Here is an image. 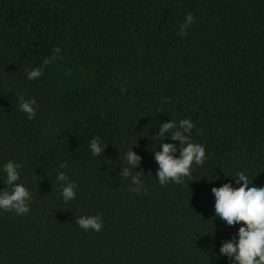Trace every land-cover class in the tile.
<instances>
[{
	"label": "trees",
	"instance_id": "16d2710c",
	"mask_svg": "<svg viewBox=\"0 0 264 264\" xmlns=\"http://www.w3.org/2000/svg\"><path fill=\"white\" fill-rule=\"evenodd\" d=\"M21 96L36 101L33 119ZM183 118L206 159L161 186L154 150L179 141L159 128ZM130 148L139 192L120 175ZM9 159L31 200L26 214L0 210V264H231L218 250L238 225L214 218L211 188L238 172L264 186V0H0V165ZM58 170L76 184L68 202ZM79 215H99L101 230L76 226Z\"/></svg>",
	"mask_w": 264,
	"mask_h": 264
},
{
	"label": "clouds",
	"instance_id": "9594fccd",
	"mask_svg": "<svg viewBox=\"0 0 264 264\" xmlns=\"http://www.w3.org/2000/svg\"><path fill=\"white\" fill-rule=\"evenodd\" d=\"M194 17L188 12L183 22L179 25L178 35L184 36L185 30L193 23ZM51 58L45 57L39 67L30 70L25 69L27 79L38 78L45 65H49L58 58L59 46L53 49ZM123 91V89H121ZM36 101L18 97L19 110L27 114L28 119H33L36 114ZM195 127L190 118L169 119L160 125L159 137L168 133L170 139L179 141V147L172 143H160L158 150H154V159L158 165L156 179L161 186L170 180L181 183L184 177L190 175L193 164L200 165L206 159L205 146L192 139V129ZM89 149L93 156L101 154L104 146L96 137L89 140ZM140 160V156L131 148L124 153L126 167L122 168L120 175L130 178L131 191L139 192L143 188V181L138 179L134 169ZM67 167V162H61L58 169ZM22 163L9 159L0 165L2 183L7 186L0 189V210L14 211L17 215L26 214L29 211L31 200L30 190L20 181V169ZM232 183H223L213 186L211 192L214 197V218H218L226 227L238 225L236 235L228 242L223 243L218 254L231 264H264V186H256L249 182L244 172L235 173ZM218 179L212 176L209 182ZM55 180L60 182V196L64 202L75 198L76 184L70 181L64 171L58 170ZM146 191V189H144ZM103 221L99 215H79L75 225L88 231L99 232Z\"/></svg>",
	"mask_w": 264,
	"mask_h": 264
}]
</instances>
